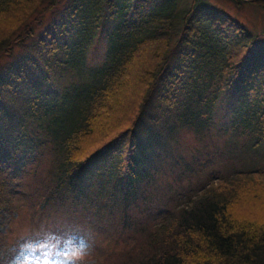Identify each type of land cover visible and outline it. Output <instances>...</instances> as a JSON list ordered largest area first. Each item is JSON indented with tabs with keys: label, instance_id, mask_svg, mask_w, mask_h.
Returning a JSON list of instances; mask_svg holds the SVG:
<instances>
[{
	"label": "trees",
	"instance_id": "1",
	"mask_svg": "<svg viewBox=\"0 0 264 264\" xmlns=\"http://www.w3.org/2000/svg\"><path fill=\"white\" fill-rule=\"evenodd\" d=\"M26 2L0 0L4 56L31 35L25 26L9 40ZM92 3L43 29L31 58L43 73L24 106L0 102V264L41 228L86 235V264H264V55L255 60L253 37L194 1L177 27L171 0Z\"/></svg>",
	"mask_w": 264,
	"mask_h": 264
},
{
	"label": "rangeland",
	"instance_id": "2",
	"mask_svg": "<svg viewBox=\"0 0 264 264\" xmlns=\"http://www.w3.org/2000/svg\"><path fill=\"white\" fill-rule=\"evenodd\" d=\"M27 4L20 7V9L9 16L11 19H15L19 14H22L26 8L28 12L23 17L27 19L15 29V31L10 36L9 40H14L17 35H21L23 30L26 28L31 29V35L27 36L23 44L20 46H15L11 54L4 56L2 54L3 50L0 52V102L10 108L18 109L19 106H24L22 103V96L26 90L24 87L29 86L27 82L34 79L37 73H43V67L31 58H37L43 55V49L38 45V40L43 36V29L50 25L52 22H63L66 26L69 23H75L77 20L74 15L76 12H83L87 10L88 12L94 9L95 4L92 0H26ZM174 4L173 13L175 17L176 27L180 23V12L185 11L192 1L194 3H199L212 10H217L227 16L232 20L237 22L239 25L244 27L248 33L253 37V45L251 52H254L257 60L260 56L264 54V5L260 6L253 2V0H240L239 3L235 4L234 0H171ZM102 2V0H99ZM52 3V6L45 8L47 4ZM29 4V5H28ZM74 8L77 10L75 13H71ZM200 10L195 9L192 18H196ZM100 13L104 17L106 11L105 7H101ZM100 14V15H101ZM203 16H206L204 14ZM74 17V18H73ZM107 19L100 21L98 32H105L108 23ZM179 30V29H178ZM15 45V44H14ZM13 45V46H14ZM12 46V47H13ZM104 43L102 38H99L98 46L96 48V42L93 40L89 42L88 49V62H92L99 58V52L103 49ZM256 63H264V60H257ZM53 70V69H51ZM57 70V69H55ZM53 70V71H55ZM21 71V72H20ZM20 72L21 78L14 79L12 74ZM61 81L64 79V73L60 76ZM20 83V84H19ZM15 91V92H14ZM129 92V89H126ZM134 91L131 90L129 94H126L124 99V104L121 108V113L126 117H130L131 113L135 109L126 108L131 102L130 99L133 98ZM225 100L222 98L220 101H215V111L214 116L221 114L225 109ZM12 106V107H11ZM183 164V161H181ZM162 172L158 170V175ZM157 176V173H156ZM254 175H251L252 179ZM256 178L261 179L264 182V175H255ZM171 177H176V172H173ZM249 178V179H250ZM3 217H6V213H2ZM6 227V223L3 219H0V231H3ZM13 238L7 239V250L12 249V245L9 241Z\"/></svg>",
	"mask_w": 264,
	"mask_h": 264
},
{
	"label": "clouds",
	"instance_id": "3",
	"mask_svg": "<svg viewBox=\"0 0 264 264\" xmlns=\"http://www.w3.org/2000/svg\"><path fill=\"white\" fill-rule=\"evenodd\" d=\"M89 250L86 235L41 228L23 237L3 264H86Z\"/></svg>",
	"mask_w": 264,
	"mask_h": 264
},
{
	"label": "bare ground",
	"instance_id": "4",
	"mask_svg": "<svg viewBox=\"0 0 264 264\" xmlns=\"http://www.w3.org/2000/svg\"><path fill=\"white\" fill-rule=\"evenodd\" d=\"M261 66V65H260ZM264 67V66H263ZM258 69V68H257ZM262 69V68H261ZM88 98V97H87ZM259 114V113H258ZM261 141V143H262V141L263 140H260L259 139V141H258V144H259V142ZM256 142H257V140H256ZM252 143H253V140H252ZM259 146V145H258ZM234 149V148H233ZM262 149H264V148H262ZM261 151V150H260ZM232 152H233V150H232ZM262 152V151H261ZM236 153V152H235ZM233 154V153H232ZM230 155V154H229ZM233 156V155H232ZM232 158V157H231ZM259 214L261 215V216H264V209L263 210H261L260 212H259ZM260 217V216H259ZM261 218V217H260Z\"/></svg>",
	"mask_w": 264,
	"mask_h": 264
}]
</instances>
